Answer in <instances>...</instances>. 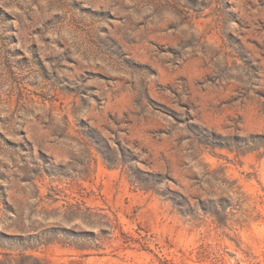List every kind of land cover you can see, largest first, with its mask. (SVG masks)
Listing matches in <instances>:
<instances>
[{
  "label": "rangeland",
  "instance_id": "374dc122",
  "mask_svg": "<svg viewBox=\"0 0 264 264\" xmlns=\"http://www.w3.org/2000/svg\"><path fill=\"white\" fill-rule=\"evenodd\" d=\"M0 264H264V0H0Z\"/></svg>",
  "mask_w": 264,
  "mask_h": 264
}]
</instances>
